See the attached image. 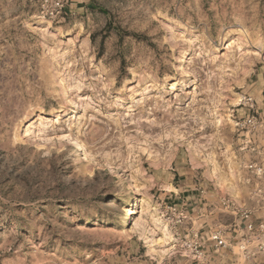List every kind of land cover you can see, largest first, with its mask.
<instances>
[{
	"label": "rangeland",
	"instance_id": "rangeland-1",
	"mask_svg": "<svg viewBox=\"0 0 264 264\" xmlns=\"http://www.w3.org/2000/svg\"><path fill=\"white\" fill-rule=\"evenodd\" d=\"M88 2L0 17V264H264V0Z\"/></svg>",
	"mask_w": 264,
	"mask_h": 264
},
{
	"label": "built area",
	"instance_id": "built-area-1",
	"mask_svg": "<svg viewBox=\"0 0 264 264\" xmlns=\"http://www.w3.org/2000/svg\"><path fill=\"white\" fill-rule=\"evenodd\" d=\"M71 2H73V0H36L37 12L40 18L60 20L65 17L66 8ZM245 123L250 126L254 125L256 123V118L254 116H250ZM250 168L255 169V166L251 164ZM227 202L235 205L234 201L230 202L227 200ZM187 207L188 205L186 203H169L161 208L160 215L166 222H168L174 232V235L182 241L183 247L189 252L192 259L199 260L204 254V238L200 236V230H195L193 226L189 227L192 217L190 216V212ZM237 208L238 206L235 207V210ZM242 216L245 219L244 223L248 232L258 239L259 247L264 248V221H252L248 211H242ZM221 237V232L215 231L211 234L208 241H212L214 243V247L219 248L224 244Z\"/></svg>",
	"mask_w": 264,
	"mask_h": 264
},
{
	"label": "crops",
	"instance_id": "crops-1",
	"mask_svg": "<svg viewBox=\"0 0 264 264\" xmlns=\"http://www.w3.org/2000/svg\"><path fill=\"white\" fill-rule=\"evenodd\" d=\"M89 0H73L67 8L66 15L62 18V21L71 22V17L74 16H83L87 14L90 10V2ZM23 8L22 12L26 13H34L36 12V1L35 0H0V17L6 16L7 14L16 10L14 8Z\"/></svg>",
	"mask_w": 264,
	"mask_h": 264
},
{
	"label": "bare ground",
	"instance_id": "bare-ground-1",
	"mask_svg": "<svg viewBox=\"0 0 264 264\" xmlns=\"http://www.w3.org/2000/svg\"><path fill=\"white\" fill-rule=\"evenodd\" d=\"M259 45H262V43H263V41L262 40H259L258 42H257ZM183 58V57H182ZM172 88H174V85H172ZM236 102H237V104H239L240 103V101H241V97L238 95V96H236ZM64 114H66V112L64 113ZM31 127H32V124L31 123H27V126H26V129L24 130V132L26 133V135H28L30 132H31ZM24 133V134H25ZM75 144H76V146L79 148V149H81V150H83V154H84V156L86 157V159L88 158L89 160L92 158V155H91V153H89L88 152V150L86 151V149L84 148L85 146H83L82 144H81V142L80 141H78V139H74V141H73ZM83 156V157H84ZM84 157V158H85ZM143 200L144 199H142V201L141 202H143ZM137 203H139V202H137V199H136V201H133L132 202V204H131V207H129L128 209H127V211H126V213H124V215H123V217H122V224L123 225H125V224H127V221H128V219H130L131 218V215L133 214V212L135 211V208H136V206H137ZM155 218V217H154ZM154 220H158V218H155ZM161 222H159V224H160ZM163 223V222H162ZM162 229L164 230V232H165V235L167 236L169 233L167 232V226H165V223H163L162 224ZM154 249H150L149 251L150 252H152Z\"/></svg>",
	"mask_w": 264,
	"mask_h": 264
}]
</instances>
